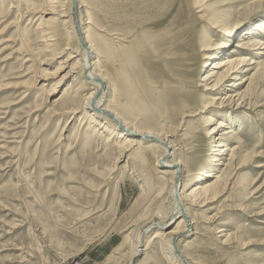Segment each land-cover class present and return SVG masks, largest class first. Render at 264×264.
Returning <instances> with one entry per match:
<instances>
[{"label":"rangeland","instance_id":"obj_1","mask_svg":"<svg viewBox=\"0 0 264 264\" xmlns=\"http://www.w3.org/2000/svg\"><path fill=\"white\" fill-rule=\"evenodd\" d=\"M81 2V17L91 22L94 55L98 47L102 52L99 70L118 75L127 52L139 60L126 75L137 80L131 83L134 107L127 106L124 89L104 103L125 115L131 129L155 132L173 146L169 149L173 156L167 160L184 163L186 192L197 185H212V198L203 212L190 207L196 218L194 231L177 244L188 263L264 264V0ZM29 3L0 0V264H170L158 247L148 251L147 258L143 253L157 228L144 231L142 251L130 261L128 246H123L127 235L133 241L144 220L157 223L155 212L171 206L169 183L154 176L160 149L144 148L151 141L135 138L138 141L126 145L127 152L119 157L116 135L102 132L84 112L83 103L93 88L83 81L80 68L57 83L63 74L58 73L62 57L57 56H75L79 47L70 31L71 4L66 1L61 8L67 18L41 29L38 16L26 13ZM213 23L224 28L215 30ZM158 32L162 36H156ZM45 36L51 40L47 48L42 42ZM249 37L257 41L255 47L242 50L241 56L231 54L235 43ZM227 39L230 46L225 51L220 45ZM206 45L212 51L201 52ZM181 48L188 53L178 62L171 53ZM112 49L116 59H109ZM229 56L253 64L230 74L221 87L228 91L239 77L251 78L250 99L223 102L221 108L209 107L198 117H185L191 108L211 106L214 96L206 88L215 78L201 80ZM72 82L79 90L69 89ZM51 89L54 92L48 96ZM179 91L190 92L193 103L181 98L178 105L175 92ZM61 95L62 102H55ZM175 105L177 114L172 110ZM207 116L214 119L208 130L220 121L226 124L223 143L235 155L231 167L222 164L207 171L219 150L200 128V117ZM80 121L85 127H79ZM139 156L146 160L145 166L138 165ZM206 173L213 177L198 182ZM179 219L166 230L175 228ZM131 226L135 228L130 234ZM226 234L230 236H221ZM121 246L123 255H114Z\"/></svg>","mask_w":264,"mask_h":264},{"label":"bare ground","instance_id":"obj_2","mask_svg":"<svg viewBox=\"0 0 264 264\" xmlns=\"http://www.w3.org/2000/svg\"><path fill=\"white\" fill-rule=\"evenodd\" d=\"M66 1L71 4V15H72L73 26L70 31L72 34H75L77 36L79 47H78L77 53H75L76 54L75 56L70 54L65 59H63L64 53L62 54L59 53V56H57V58L62 57V61H59L60 63H59L58 73L60 75L63 73L61 77L59 78V80L57 81V83L58 84L64 83V81L68 80L70 77H72L73 74H75V70L80 68L79 71L81 73L80 75H82L83 81L90 83L93 88L92 91L88 93L83 103L84 109H85L84 112L89 117V119L92 121V123L97 125L98 128L102 130V132H107L109 136L116 135L117 140L115 142V148L120 151L119 157H122V155H124V153L127 152V149L129 146H126V145H129V144H132L138 141V139H135V138H139V142L144 141V140H150L151 142L143 144L144 145L143 147L149 148V149H153V148L160 149L159 151L161 153L154 163L156 167V172L154 176L155 178L160 179L163 183H169L168 192L172 199L170 208L169 209L167 208V210L160 209L158 212H155L154 216L159 219L157 223H155L152 220V218H150L151 221L149 223L145 222L147 219L144 220V222H142L144 224L142 225L143 227L140 230V232L133 234L134 236L133 241H129V239H131L132 236L129 237V235H127V237L124 240L123 246L124 247L128 246L127 247L128 254H129L128 259L130 261L131 259L136 257L138 253H141L142 250L140 251V245L142 244V242H144V233H145L144 231H146V229H148L149 231L153 228H157L158 230H156L152 234V237L146 242L145 247L143 248V253H145V257L146 258L148 257V254H149L148 251H150L153 247H158L159 255L161 257L166 258V260L170 264H173L175 262H177L178 264H190L186 260V257L183 254V252L180 250V248H178L177 244H179L181 240H183L188 235H190L192 230L194 231L195 224H196V218L194 214L192 216L190 207L195 206L198 209H201V212H203L202 210L203 207H206L205 203H207L208 200H211L212 198L210 197L212 185H206V186L197 185L190 191L186 192L187 184H186V181L183 180L184 178L183 175L186 173L184 163L181 160H175V159L174 160L171 159L170 161L167 160L168 156L169 157L173 156L172 152L169 153V149L171 150L173 146L167 145L168 143H166L165 140L162 139L155 132L147 131V130L143 131L141 129L140 130L131 129L129 127V122L127 121L125 115H122V114L120 115L119 113L115 111V109L110 108L108 105L104 103V102H111L112 99L115 100L118 97L117 93L119 89H124L122 94H123V97L126 99L127 106L134 107L133 105L135 104L134 103L135 99L133 96L134 93L131 94V91L133 89V86L131 83H135L137 80L129 79L126 75L130 73L132 66H136L138 64L139 60L136 61L135 57H133V52L132 53L127 52L125 56L123 55L121 57L122 59H124V61L122 65L119 67L120 69H119L118 75L116 71H114L113 73L108 72L107 74H105L104 72L99 70L98 65L101 62L100 58H101L102 52L100 51V48L98 47L97 53L94 55V49H92V46L90 45V43L93 42L92 34L89 31L90 30L89 25H91V22L89 21V18H86V20H83V18L81 17L80 9H81L82 2L81 0H65V2ZM63 3L61 5V0H39V3H34L33 0H31V3L27 4V7L25 8V10L27 11L26 13H29V12L33 13L34 14L33 17L38 16V17H35L37 21L36 24H37V27L42 29L43 27L46 28L47 26L50 27L52 25H55L56 21L68 17L66 15V12H64L65 8L61 9L62 7H64ZM10 7L13 8L14 5L10 4ZM20 13L22 14V12ZM20 13H19V17H22ZM64 23L65 22H63V24ZM217 25H218L217 23L216 24L213 23L212 28L215 30L217 29L222 30V28H224L222 26H217ZM84 26L86 28H84ZM42 34H43V31L41 32V37H42ZM162 34H163L162 32H158L156 33V36H162ZM45 39L44 41L42 40L41 41L43 42V46L45 45L46 47V44L50 43L51 40L49 39V37H46ZM229 42H230L229 39L223 41V43L220 45L222 49L226 51V49L230 46ZM256 43L257 41L253 38L250 39V37L245 40L241 39L239 42L235 43L234 46H232L238 49L234 48L230 52L231 54H234V53L243 54L242 50L255 47ZM261 45L263 46L264 43H261ZM220 46H216L215 48L220 47ZM209 47L210 45H206L204 48H202L201 52L212 51ZM115 51H116L115 49H112L111 53L108 52L109 59L111 56H113L115 59L117 58V56L113 55ZM247 51L248 50H246L245 52ZM187 53L188 51L184 50V48H181L178 50L174 49L171 53V56H173L176 60H178L177 58H179L180 60L178 62H182L185 59ZM190 56H193V55H190ZM78 57L79 59L75 60ZM204 58H206V55H203V59ZM212 58L214 61V57ZM252 64L253 62H250V60H247L244 57H234V56L223 58L219 62L215 63L211 68L214 70H210L211 73L204 76L203 79L201 80V82L206 83V81H209V79L215 78V80L213 81V84L210 87L206 88L209 91V93L212 96H214L211 106H207L203 104L202 106L199 107V109L191 108L190 112L185 114V117H190V118L198 117L201 114L207 113V110L209 109V107L221 108L222 107L221 105H223L222 104L223 102H227L229 104V103H237L238 101H241L242 103L248 101L250 99V95L247 90L251 82V78L246 79L244 76H242L241 78L239 77L237 82L233 84H229V86L233 87V89L228 90V91L227 90L225 91L221 86H222V81H224L230 74L237 72L244 66H251ZM220 70L221 72H219ZM122 75L126 76L125 81H122L119 83V78ZM114 79H116V83L114 82ZM247 81L249 82L246 88L242 90V86ZM184 86L187 87V85H184ZM205 86H209V85H205ZM124 87H128L129 90L126 91ZM79 88H80L79 85L75 84L74 82H72L69 85V89L79 90ZM39 90L42 93L46 92L43 88H40ZM52 91L53 90L51 89L47 92L48 96L50 95L49 93L54 92ZM175 93H176L175 100L178 105L180 101H182L181 98H183L189 104L193 103L194 97L190 92L179 91V94L178 92H175ZM62 97H63L62 95L59 96L55 102L57 103L62 102L63 100ZM178 105H175L174 107H172V110L176 114L178 113ZM246 105H249V104L247 103ZM210 113H211L210 115H213L212 113H214V111H211ZM200 119L204 121V122L202 121L200 128L206 131V135H207V138L211 146L219 148L215 156L212 157L211 164L207 168V171L208 172L216 171L217 167L222 166V164L225 167H231L233 165L232 161L235 155L233 154V149L230 148L229 145L223 143L224 136L228 133L226 132L227 130L225 131V128H224L226 127V124L223 121H220L215 127H212L210 130H208V127H210L214 123V119L210 116H207L206 118L200 117ZM79 127H82V128L85 127V124L83 123V121H80ZM77 134H75L76 137H77ZM227 156H228V159H226ZM138 161H140V164H138L139 166L142 163H144V166H145L146 160H144L142 157L139 156ZM144 166H142L141 168H143ZM161 166L162 167L168 166L169 170L163 169L161 168ZM133 169H135L134 166H133ZM135 171L137 170L135 169ZM202 177L205 179L207 177H213V175H211V173L203 174V176H201L198 182H201L203 180ZM186 178L187 176H185V180ZM215 179H216L215 182L219 180L218 177L217 178L215 177ZM161 190H163V188H161ZM187 200L190 201L189 206L185 204ZM178 218L180 219H179L177 226L175 228L166 230V226ZM131 227L129 228L130 230H131ZM133 228L135 227H132L130 234L134 231ZM222 231L223 230H220L219 232H222ZM221 236L228 238L230 235H227V236L221 235ZM123 246L119 247L118 249L116 248L115 252L117 253H115L114 255H118V256L123 255Z\"/></svg>","mask_w":264,"mask_h":264}]
</instances>
